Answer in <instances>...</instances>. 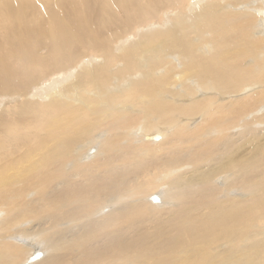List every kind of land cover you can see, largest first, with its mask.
<instances>
[{
  "label": "bare ground",
  "instance_id": "1",
  "mask_svg": "<svg viewBox=\"0 0 264 264\" xmlns=\"http://www.w3.org/2000/svg\"><path fill=\"white\" fill-rule=\"evenodd\" d=\"M0 264H264V0H0Z\"/></svg>",
  "mask_w": 264,
  "mask_h": 264
},
{
  "label": "rangeland",
  "instance_id": "2",
  "mask_svg": "<svg viewBox=\"0 0 264 264\" xmlns=\"http://www.w3.org/2000/svg\"><path fill=\"white\" fill-rule=\"evenodd\" d=\"M175 64H177V63H175ZM119 67H121V66L119 65ZM180 70H181L180 66H177V67L175 68V72H176V73H178ZM234 141H236V142H241L242 139H241V138H237V139L234 140ZM94 152H95V151H93L92 153H94ZM154 194H157V193H156V192H155V193H152V195H154ZM149 196H151V195H149ZM149 196H148V197H149ZM148 197H147L145 200H148ZM147 202H148V201H147ZM155 205H156V204H155ZM36 250L40 251L39 248H37ZM34 251H35V250H34ZM34 251H33V252H34ZM33 252H32V253H33ZM32 253H29V256H30ZM43 254H44V253H43ZM27 258H28V257H27ZM39 260H40V259H39ZM39 260H38V261H39ZM25 261H26V260H25ZM35 262H37V261H35ZM33 263H34V262H33Z\"/></svg>",
  "mask_w": 264,
  "mask_h": 264
}]
</instances>
